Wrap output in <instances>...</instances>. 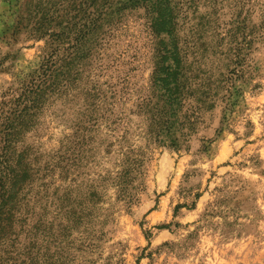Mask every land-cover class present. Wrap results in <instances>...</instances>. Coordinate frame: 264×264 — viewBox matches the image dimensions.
<instances>
[{
  "label": "rangeland",
  "instance_id": "obj_1",
  "mask_svg": "<svg viewBox=\"0 0 264 264\" xmlns=\"http://www.w3.org/2000/svg\"><path fill=\"white\" fill-rule=\"evenodd\" d=\"M183 2L198 85L188 138L150 134L161 94L145 12L132 11L102 52L97 100L85 75L16 137L0 264H264V0ZM88 14V0H0V105L50 35L74 37Z\"/></svg>",
  "mask_w": 264,
  "mask_h": 264
},
{
  "label": "trees",
  "instance_id": "obj_2",
  "mask_svg": "<svg viewBox=\"0 0 264 264\" xmlns=\"http://www.w3.org/2000/svg\"><path fill=\"white\" fill-rule=\"evenodd\" d=\"M88 2L89 14L84 31L75 32L73 39L65 33L50 35V38L56 39L47 43L48 49L39 69L30 76L19 96L11 101L9 108L5 104L0 105V222L7 220L1 215L11 200V194L8 196V193L12 191L19 177L16 137L28 130L32 122L57 97L79 89L85 75H88L85 86H92L87 96L93 102L97 100L101 87L96 79L108 67L103 61L102 52L106 50L109 40L122 21L132 11L142 9L145 12L147 28L153 42L154 86L161 94L158 104L151 111L150 134L160 144L170 143L169 147L172 148L180 147L179 140L171 139L176 131L182 132L184 138L190 135L192 117L198 111L192 103L196 92L194 89L198 85L194 77L197 71L196 62L190 60L195 46L190 48L189 41L180 35L186 13L183 0ZM55 42L59 43L56 48ZM244 61L237 56L233 62L234 69L229 73L238 71L240 66L245 65ZM219 89L224 90L222 87ZM111 94L115 100V93ZM112 112L114 104L111 103L106 113L111 115ZM97 122L98 119H92L90 123L95 127Z\"/></svg>",
  "mask_w": 264,
  "mask_h": 264
}]
</instances>
